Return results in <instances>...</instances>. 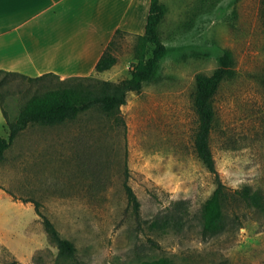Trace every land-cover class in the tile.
Listing matches in <instances>:
<instances>
[{
	"label": "rangeland",
	"instance_id": "374dc122",
	"mask_svg": "<svg viewBox=\"0 0 264 264\" xmlns=\"http://www.w3.org/2000/svg\"><path fill=\"white\" fill-rule=\"evenodd\" d=\"M160 2L166 13L159 35L167 52L157 80L127 94L124 125L97 108L60 125L30 124L0 163V189L15 201L39 202L74 244V256L60 255L32 203L0 194V264H139L161 258L176 264H264V207L230 198L220 227L202 232L201 208L215 182L194 150L192 102L195 76L211 74L229 49L235 76L214 96L210 147L230 194L245 185L264 192L263 0H222L214 8L211 1ZM135 45L136 36L117 35L111 47L116 64L92 76L113 82L128 77L137 62ZM56 85L53 78L42 88ZM9 88L3 106L13 120L25 91L35 86L11 79ZM0 137H8L1 110Z\"/></svg>",
	"mask_w": 264,
	"mask_h": 264
},
{
	"label": "trees",
	"instance_id": "16d2710c",
	"mask_svg": "<svg viewBox=\"0 0 264 264\" xmlns=\"http://www.w3.org/2000/svg\"><path fill=\"white\" fill-rule=\"evenodd\" d=\"M200 1L201 3L211 1V7L214 8L222 0ZM202 5L196 10L198 15L203 10ZM165 13L166 6L160 0H150L145 31L142 35L136 36V65L132 68L128 77L119 81L100 80L92 75L73 76L66 80H60L56 74L51 72L31 77L19 72L0 70V107L8 129V137H0V163L3 161L4 153L13 140L30 124L60 125L76 119L83 112L97 108L117 125H124L121 107L126 104L127 94L129 92L139 93L145 85L157 80L159 63L167 52V48L159 35V27ZM231 13L233 17L237 16L235 7ZM119 34H125V32L116 31L95 64V73L108 71L116 64L117 59L111 52V47L115 37ZM217 63V67L211 74L200 73L195 76V90L192 99L197 116V127L193 136L194 150L197 158L214 175L215 182L212 194L205 200L201 208L203 233L215 232L220 227L223 218V206L230 198L241 200L252 207H264V192L262 189H252L250 186L245 185L240 190L230 194L216 170L210 147V133L215 119L213 100L221 83L235 76L232 52L229 49H224L221 55L218 56ZM53 78L57 79L56 86L42 88L44 82ZM11 79H20L30 86H35L33 92L25 91L24 102L13 120L9 118L3 106L6 95L12 94L10 92L11 88H9ZM16 89L19 93H22L20 88ZM124 188L129 202L133 204L134 209L137 211L139 203L126 181L124 182ZM21 201L33 204L35 213L40 217L43 230L49 241L57 247L60 255L72 258L75 254L74 244L63 238L52 221L40 211L39 202L31 199H21ZM6 264L20 263L12 261ZM139 264L176 263L161 258Z\"/></svg>",
	"mask_w": 264,
	"mask_h": 264
},
{
	"label": "crops",
	"instance_id": "0c3cea01",
	"mask_svg": "<svg viewBox=\"0 0 264 264\" xmlns=\"http://www.w3.org/2000/svg\"><path fill=\"white\" fill-rule=\"evenodd\" d=\"M149 5L150 0H0V70L31 77L51 72L60 80L100 76L109 70L95 73L94 66L116 31L142 35ZM262 30L264 91V0ZM0 194L13 200L1 189Z\"/></svg>",
	"mask_w": 264,
	"mask_h": 264
}]
</instances>
